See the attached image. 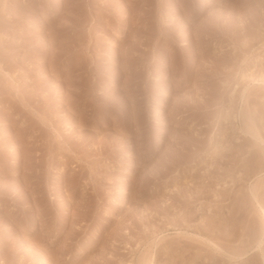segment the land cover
<instances>
[{
	"label": "rangeland",
	"instance_id": "rangeland-1",
	"mask_svg": "<svg viewBox=\"0 0 264 264\" xmlns=\"http://www.w3.org/2000/svg\"><path fill=\"white\" fill-rule=\"evenodd\" d=\"M0 264H264V0H0Z\"/></svg>",
	"mask_w": 264,
	"mask_h": 264
}]
</instances>
